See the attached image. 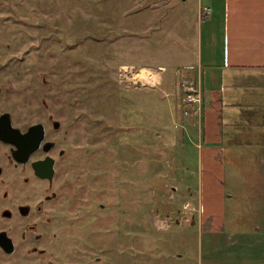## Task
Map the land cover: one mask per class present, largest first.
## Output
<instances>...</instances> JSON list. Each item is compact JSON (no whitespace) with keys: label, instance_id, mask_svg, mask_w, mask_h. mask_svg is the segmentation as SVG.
<instances>
[{"label":"rangeland","instance_id":"1","mask_svg":"<svg viewBox=\"0 0 264 264\" xmlns=\"http://www.w3.org/2000/svg\"><path fill=\"white\" fill-rule=\"evenodd\" d=\"M141 2L0 0V113H11L25 128L49 114L66 121L79 115L81 126L69 151L73 170L62 178L60 196L72 197L79 215L89 210L83 226L96 224L95 247L85 262L219 264L209 254V234L189 226V215L196 212L188 202L197 203L190 194L200 175L199 154L188 143L185 149L181 124L176 126L171 114L178 95L175 77L182 75L180 84L195 77L186 73L189 65L177 64L198 54L183 47L187 41L193 45L194 38H182L176 22L193 29L197 0L165 9L169 18L161 25L156 20L157 30L138 41L145 28L128 13L140 12ZM136 18L141 20L142 13ZM146 64L168 67L163 84H141L135 77ZM227 166L226 187L232 192L237 170ZM73 224L64 230L72 243L80 231L78 221L69 219L66 226ZM58 264L71 263L61 259Z\"/></svg>","mask_w":264,"mask_h":264},{"label":"crops","instance_id":"2","mask_svg":"<svg viewBox=\"0 0 264 264\" xmlns=\"http://www.w3.org/2000/svg\"><path fill=\"white\" fill-rule=\"evenodd\" d=\"M140 1L142 19L136 18L139 11L128 13L130 20L140 21V28H145L144 34L136 35L138 41L157 30L156 20L161 25L169 18L165 9L171 12L177 9L174 3L186 2ZM197 4L193 29L183 20L176 22L182 26V38H194L193 45L187 41L183 47L190 48V53L196 51L192 54L198 53L197 59L187 64L179 61L177 66L189 65L186 73L202 79V125H194L182 114V75L173 82L178 95L172 99L171 112L176 126L181 124L178 135L185 149L188 143L199 154L200 175L190 194L197 203L188 202L196 212L189 215V226L198 225L209 234L214 263L220 259L219 264H264V0H197ZM141 69L159 72L160 83L168 72L166 65L146 64ZM228 163L237 170L232 192L226 187Z\"/></svg>","mask_w":264,"mask_h":264},{"label":"flooded vegetation","instance_id":"3","mask_svg":"<svg viewBox=\"0 0 264 264\" xmlns=\"http://www.w3.org/2000/svg\"><path fill=\"white\" fill-rule=\"evenodd\" d=\"M5 114L10 115L11 130L7 133L11 140L16 136L13 129L26 134L30 127L39 124L44 134L32 150L30 146L19 148L9 138L0 139V264H58L61 259H70L71 264H88L86 253L95 247L96 224L83 226L89 210L79 215L73 210L74 199L60 196V182L73 170L69 151L75 147L72 136L81 126L79 115L66 121L49 114L25 128L17 125L11 113H0V125ZM100 207L106 209V205ZM69 219L78 221L80 226L74 243L64 231L76 225L67 227Z\"/></svg>","mask_w":264,"mask_h":264},{"label":"built area","instance_id":"4","mask_svg":"<svg viewBox=\"0 0 264 264\" xmlns=\"http://www.w3.org/2000/svg\"><path fill=\"white\" fill-rule=\"evenodd\" d=\"M132 72V71H130ZM181 110L186 116H192L202 121L203 113V85L200 75L185 79L181 84Z\"/></svg>","mask_w":264,"mask_h":264},{"label":"water","instance_id":"5","mask_svg":"<svg viewBox=\"0 0 264 264\" xmlns=\"http://www.w3.org/2000/svg\"><path fill=\"white\" fill-rule=\"evenodd\" d=\"M10 127H11L10 115L5 114V117L1 119V125H0V139L1 140L3 141L8 140L9 135L7 132L11 130ZM12 131L16 133V136L11 137L13 138V140L9 138V141L13 142L19 148L20 147L29 148L30 146L31 150L35 149L38 146L39 141L42 140L43 134H44L43 126L41 124L30 127L29 131L26 134H22L19 129H13Z\"/></svg>","mask_w":264,"mask_h":264},{"label":"bare ground","instance_id":"6","mask_svg":"<svg viewBox=\"0 0 264 264\" xmlns=\"http://www.w3.org/2000/svg\"><path fill=\"white\" fill-rule=\"evenodd\" d=\"M135 77L141 82V84L155 85V84H159L161 81L160 74L158 72L148 69H143V70L141 69V71L139 70L136 71ZM203 107H204V100H203Z\"/></svg>","mask_w":264,"mask_h":264},{"label":"trees","instance_id":"7","mask_svg":"<svg viewBox=\"0 0 264 264\" xmlns=\"http://www.w3.org/2000/svg\"><path fill=\"white\" fill-rule=\"evenodd\" d=\"M180 84V83H179ZM179 86H181V85H179ZM181 88V87H180ZM115 93V90L114 89H112V91H111V93L110 94H114ZM116 94V93H115ZM118 95H122V93H120V92H118L117 93ZM123 97V96H122ZM182 114L184 115V112L182 111Z\"/></svg>","mask_w":264,"mask_h":264}]
</instances>
